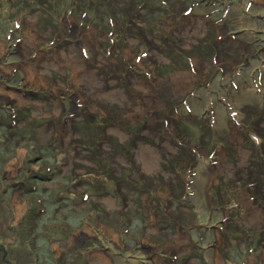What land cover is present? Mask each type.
<instances>
[{"label": "rangeland", "instance_id": "rangeland-1", "mask_svg": "<svg viewBox=\"0 0 264 264\" xmlns=\"http://www.w3.org/2000/svg\"><path fill=\"white\" fill-rule=\"evenodd\" d=\"M8 38L0 264H264V0H0Z\"/></svg>", "mask_w": 264, "mask_h": 264}, {"label": "flooded vegetation", "instance_id": "flooded-vegetation-1", "mask_svg": "<svg viewBox=\"0 0 264 264\" xmlns=\"http://www.w3.org/2000/svg\"><path fill=\"white\" fill-rule=\"evenodd\" d=\"M21 40H17V41H12L11 38H8L7 42H2L3 44V53L0 54V71H5L6 69L8 70L10 67H14L12 73H11V76L12 75H16V72L18 73V71L16 69H20L21 68V65H23V63L25 62L23 59H25L27 62H29L31 60V58H25L23 56H21V54L19 55L18 53V46L20 45L21 43ZM44 53V51L42 52ZM46 54V53H44ZM10 58L12 59L10 62H7L8 60H10ZM20 59L22 58V62H15V61H18V60H15V59ZM29 65V64H27ZM31 67V65H29ZM16 68V69H15ZM9 82L8 79H6L5 81H0V84L3 85V87H5V84ZM7 90H11L7 87H5ZM14 91H17L19 92L20 90L19 89H13ZM8 110H10V108H7ZM3 261H5V263L7 264L6 262V258L3 259ZM9 264V263H8Z\"/></svg>", "mask_w": 264, "mask_h": 264}, {"label": "trees", "instance_id": "trees-1", "mask_svg": "<svg viewBox=\"0 0 264 264\" xmlns=\"http://www.w3.org/2000/svg\"><path fill=\"white\" fill-rule=\"evenodd\" d=\"M200 2H201V1H200ZM202 2H203V1H202ZM202 2H201V3H202ZM199 4H200V3H199ZM208 4H209V3H208Z\"/></svg>", "mask_w": 264, "mask_h": 264}]
</instances>
